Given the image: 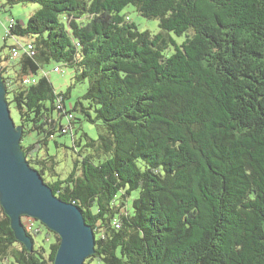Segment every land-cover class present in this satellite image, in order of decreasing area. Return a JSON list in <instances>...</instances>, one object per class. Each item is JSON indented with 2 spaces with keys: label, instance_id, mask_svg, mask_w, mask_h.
<instances>
[{
  "label": "trees",
  "instance_id": "trees-1",
  "mask_svg": "<svg viewBox=\"0 0 264 264\" xmlns=\"http://www.w3.org/2000/svg\"><path fill=\"white\" fill-rule=\"evenodd\" d=\"M26 3L39 9L26 26L9 19L1 51L28 40L0 52V76L27 162L95 233L86 264H264V0H0V10ZM128 7L159 32L141 31ZM51 63L88 85L73 109L74 85L57 93ZM33 221L29 248L0 204V264H54L61 239Z\"/></svg>",
  "mask_w": 264,
  "mask_h": 264
},
{
  "label": "water",
  "instance_id": "water-1",
  "mask_svg": "<svg viewBox=\"0 0 264 264\" xmlns=\"http://www.w3.org/2000/svg\"><path fill=\"white\" fill-rule=\"evenodd\" d=\"M0 76V204L19 241L32 248L22 217H31L61 239L54 264H86L95 253L96 236L82 211L56 197L21 151L22 131L16 126Z\"/></svg>",
  "mask_w": 264,
  "mask_h": 264
},
{
  "label": "rangeland",
  "instance_id": "rangeland-1",
  "mask_svg": "<svg viewBox=\"0 0 264 264\" xmlns=\"http://www.w3.org/2000/svg\"><path fill=\"white\" fill-rule=\"evenodd\" d=\"M39 9V6L37 4L33 3H26V4H20L16 5L11 9L10 12H4L0 10V52L2 56H8L11 54L10 47L16 45V40H18L21 43H26L27 38H13L9 37L7 38L6 45L7 47L4 49V51H1L3 48L5 42L4 39L7 35V26L8 21L10 18H13L15 20H18L22 26H26L28 23L29 18ZM124 14H128L133 22L136 23L138 28L141 31L149 30L152 32V34H156L159 32L158 28V21L156 20H148L140 16L133 7H128L124 10ZM185 38H177L179 43H182ZM57 66H61L60 72H54V68ZM45 71L48 73L49 79L52 82L54 89L57 93H65L70 86H73V90L71 92V96L67 101V105L69 109H73L74 105L78 101V99L83 96V94L87 91V83H78L75 79V72L72 68L66 67L65 65H59L55 63H51L48 66H45ZM11 115L17 124L19 122L18 115L15 111V109L11 108ZM78 117H81L80 114H77ZM84 130L93 138H96V129L94 126H91L89 124H82ZM59 142H66L69 146H72V138L70 135L60 136L58 137ZM61 153L59 154V158L63 159L65 152H67L68 158L65 161H62L61 167H67L72 166V151L68 150H61ZM26 218V219H25ZM24 220L28 221L27 217H24ZM33 221V219H31ZM45 236V232L36 237V243L40 244L42 239ZM47 243L45 246H48Z\"/></svg>",
  "mask_w": 264,
  "mask_h": 264
},
{
  "label": "built area",
  "instance_id": "built-area-1",
  "mask_svg": "<svg viewBox=\"0 0 264 264\" xmlns=\"http://www.w3.org/2000/svg\"><path fill=\"white\" fill-rule=\"evenodd\" d=\"M29 49H32V47L30 46ZM17 52L14 53V56H17ZM56 72H60L61 69L56 68L55 69ZM26 83H29V80H26ZM23 225L24 228H26L25 230H27L28 232L32 233V232H37V227L36 224L34 223V221H26L23 219Z\"/></svg>",
  "mask_w": 264,
  "mask_h": 264
},
{
  "label": "bare ground",
  "instance_id": "bare-ground-1",
  "mask_svg": "<svg viewBox=\"0 0 264 264\" xmlns=\"http://www.w3.org/2000/svg\"><path fill=\"white\" fill-rule=\"evenodd\" d=\"M25 217H27V216H25ZM27 218L33 219V218H31V217H27Z\"/></svg>",
  "mask_w": 264,
  "mask_h": 264
},
{
  "label": "flooded vegetation",
  "instance_id": "flooded-vegetation-1",
  "mask_svg": "<svg viewBox=\"0 0 264 264\" xmlns=\"http://www.w3.org/2000/svg\"><path fill=\"white\" fill-rule=\"evenodd\" d=\"M30 218H28V220H29Z\"/></svg>",
  "mask_w": 264,
  "mask_h": 264
},
{
  "label": "clouds",
  "instance_id": "clouds-1",
  "mask_svg": "<svg viewBox=\"0 0 264 264\" xmlns=\"http://www.w3.org/2000/svg\"><path fill=\"white\" fill-rule=\"evenodd\" d=\"M25 217V216H24Z\"/></svg>",
  "mask_w": 264,
  "mask_h": 264
}]
</instances>
